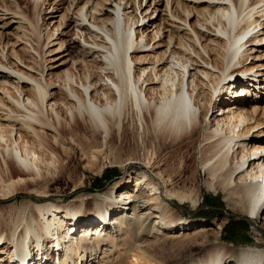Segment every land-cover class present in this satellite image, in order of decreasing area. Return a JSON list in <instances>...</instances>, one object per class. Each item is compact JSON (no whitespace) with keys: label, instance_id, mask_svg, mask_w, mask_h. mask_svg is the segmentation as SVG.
<instances>
[{"label":"bare ground","instance_id":"1","mask_svg":"<svg viewBox=\"0 0 264 264\" xmlns=\"http://www.w3.org/2000/svg\"><path fill=\"white\" fill-rule=\"evenodd\" d=\"M43 4L47 40L33 48L2 38L14 24L39 23L0 7V202L32 194L0 205V264H169L153 255L161 239L197 232L173 207L174 199L197 205L201 192V181L172 187L183 165L156 171L147 157L141 173L96 193L91 213L83 200L62 204L46 184L67 170L59 152L95 160L127 124L141 136L200 133L193 147L204 185L264 233V0H71L62 13L58 0ZM192 246L174 264H264L263 238L235 246L219 232Z\"/></svg>","mask_w":264,"mask_h":264},{"label":"rangeland","instance_id":"2","mask_svg":"<svg viewBox=\"0 0 264 264\" xmlns=\"http://www.w3.org/2000/svg\"><path fill=\"white\" fill-rule=\"evenodd\" d=\"M58 1L63 6V10L60 13L65 12V8L71 3V0ZM0 7L23 11L34 23H39L35 31L27 24H24L25 26L20 28L22 30L17 31L15 29L17 25L14 24L12 27L4 30L2 38L4 42L15 43L19 36L22 39L24 38L23 42L27 41L26 45L31 48L37 47L38 44L43 45L46 42V27L50 16L43 4V0H0ZM0 21L1 26L3 23L2 20ZM20 47L18 46L16 49L20 53H24V50ZM23 56L26 57V55ZM80 129L83 132L89 133V135L92 134L91 125L87 120L80 121ZM94 136L93 139L101 145L103 141L102 134L97 133ZM199 138L200 133L193 136L182 134L178 138H174L162 133H156L153 130H149L146 135L141 136L133 125L127 124L122 137H118L114 131L113 137L105 143V147H101V151L96 154L95 160L90 159V161L86 162L81 159L79 153L68 157L63 152H59L58 155L62 157L67 170L63 175L57 174L58 171L55 174L56 176H53L54 178L46 180V184L50 188V193L53 194L55 199L60 200L62 204L68 203L71 200H83L85 202L83 207L84 213H91L96 207L92 197L96 193H110L122 180L128 179L130 175L136 176L141 173V166H146L144 160L147 157L153 158L152 161L157 163L158 168H156V171L160 169L164 170V168L174 170L178 166L183 165L186 173L177 176L173 181L172 187L176 190H183L184 187H193L197 182L201 181V192L198 195V199H195L197 205L191 199L184 202L174 199L177 204H173V207H175L174 211L176 213L185 216L194 223L191 229L192 231L196 229L197 232H192L186 238L183 235L162 238L164 240L161 239L159 245L153 250V255L157 261L174 264V260L179 257L178 254L183 251V248H181L183 244L184 249L188 250L189 248H194L192 245L196 241L209 240L219 232L224 242L234 244L235 246L253 245L258 243V238H263L264 245V233L256 234L247 216L227 209V205L223 200V194L209 190L204 185L203 171L199 166L200 155H198L196 149L197 145H199ZM132 153H135V157H138V159H133L132 162L127 163L126 160L131 157ZM197 170H199L201 175H197ZM12 172H16V169L13 168ZM31 195L27 190L20 189L19 193L12 200L7 201V203L0 202V205L4 204L8 206L13 203L20 205V203L27 201ZM105 211L109 210L106 209L100 214V220H102ZM4 213L8 214L7 211ZM195 219H205L207 223L213 221L216 223L214 224L213 222V224L206 227L207 231L204 234L201 227L207 226V223L198 227ZM95 220L98 221L94 219L92 222ZM259 221V224L263 227V231L264 219ZM96 225L97 223H94L93 227H90L89 234H95L96 228H98ZM219 227L220 230L218 229ZM64 231L63 229L62 232L65 233ZM74 232L76 233L77 230ZM77 233H80V231L78 230ZM72 241L70 237V242ZM53 242L56 245L55 239H53ZM46 245H48L47 248L50 249L48 251L51 253V258L53 259L52 242ZM55 253L58 256V251L55 250ZM113 254L115 255L112 257L117 255L115 252ZM88 264L90 263L88 262ZM125 264H135V261H133L132 257H128L125 259Z\"/></svg>","mask_w":264,"mask_h":264}]
</instances>
